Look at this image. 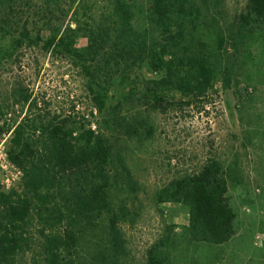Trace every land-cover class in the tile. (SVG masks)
<instances>
[{
    "label": "rangeland",
    "instance_id": "rangeland-1",
    "mask_svg": "<svg viewBox=\"0 0 264 264\" xmlns=\"http://www.w3.org/2000/svg\"><path fill=\"white\" fill-rule=\"evenodd\" d=\"M132 1L139 7L132 10L133 38L140 35L145 44L136 46L128 60L118 56L114 42L122 28L118 8ZM148 1L56 0L45 18L33 15L46 9L36 4L31 18L36 30L47 21L61 29L78 27V49L91 44L92 32L107 40L94 64L107 91L106 104L99 112L77 64L41 46H25L0 63V193L19 191L22 184V172L7 157L12 129L29 113L28 105L17 102L15 92L22 88L37 102L32 114L65 118L75 113L113 146L122 184L113 198L126 213L120 224L126 241L122 264H145L146 251L159 241L165 242V264H264V22H239L247 0H211L210 13L218 16L226 36L223 48H217L206 30L199 33L217 58L214 90L201 102L172 107L167 103L187 98L166 87L163 72L151 68L148 47L158 38L146 20ZM155 93L165 101L157 111L152 108ZM210 160L227 173V197L235 214V234L222 246L191 242L189 208L157 198L173 180ZM30 233L36 245L39 226ZM34 253H26L20 263L32 264Z\"/></svg>",
    "mask_w": 264,
    "mask_h": 264
},
{
    "label": "trees",
    "instance_id": "trees-1",
    "mask_svg": "<svg viewBox=\"0 0 264 264\" xmlns=\"http://www.w3.org/2000/svg\"><path fill=\"white\" fill-rule=\"evenodd\" d=\"M52 2L56 0H0V63L32 45L67 57L81 69L92 101L102 112L107 91L94 64L107 40L92 32L91 44L78 49V27L61 29L47 21L36 30V20L32 23L31 19L36 4L44 3L46 9L33 15L45 18ZM136 3L118 8L122 28L114 47L118 56L128 60L136 46L145 44L140 35L133 38L130 26L135 17L133 8L139 9ZM211 4V0L148 1L146 20L158 38L148 47L151 68L163 72L166 87L187 98L168 106H191L214 90L217 58L206 50L199 33L206 30L207 40L217 48H223L226 36L218 16L210 13ZM239 22L244 26L264 22V0H247ZM109 67L107 62L105 68ZM15 93L17 102L28 105L29 113L13 127L7 151L8 160L23 177L19 191L0 193V264H21L25 254L33 250L32 264H122L126 241L120 224L126 213L113 198L122 185L113 146L103 133L86 127L83 117L75 113L65 118L32 114L37 102L22 88ZM153 100L154 111L163 108L162 95L155 93ZM118 162L128 173L124 162ZM227 195V173L220 162L210 160L197 172L173 180L157 198L161 203L189 208L187 233L191 242L222 246L235 234V214ZM35 225L40 234L36 245L30 233ZM164 243L159 241L146 251L145 264H165Z\"/></svg>",
    "mask_w": 264,
    "mask_h": 264
}]
</instances>
